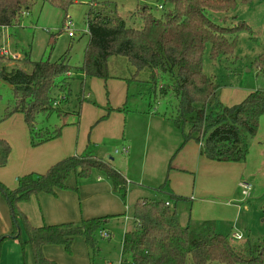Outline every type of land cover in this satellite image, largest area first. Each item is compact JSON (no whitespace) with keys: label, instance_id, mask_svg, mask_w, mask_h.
<instances>
[{"label":"trees","instance_id":"trees-1","mask_svg":"<svg viewBox=\"0 0 264 264\" xmlns=\"http://www.w3.org/2000/svg\"><path fill=\"white\" fill-rule=\"evenodd\" d=\"M46 1L67 7L75 0ZM238 1L249 3L251 0H165L173 9L156 15L149 6L142 7L134 14L135 20L141 22L138 27L130 25L113 8L90 11L89 42L79 69L86 77L109 78L110 57H127L136 73L149 71L153 95L159 92L165 96L172 91L178 97L177 112L171 120L182 130L181 146L195 141L201 145V154L212 161L244 162L249 154L246 135L257 133L264 116V90L250 92L239 103L224 105L219 100L220 85L203 70L208 48L213 60L232 55L239 31L248 27L242 21L234 26L219 24L208 12L233 11ZM31 3L32 0H0V26L17 24ZM161 6L164 10L165 6ZM11 60L0 55L2 65ZM263 60L260 58L258 63ZM72 68L68 62L50 60L32 62L28 71L18 65L10 70L1 66L0 78L10 84L15 94V104L6 116L23 115L32 146L62 135V127H40L37 119L58 112L52 92L66 89L68 77L62 80L59 77ZM165 76L170 83H161ZM11 151L10 143L0 139V167L8 164ZM94 171L105 176L124 201L127 199L129 182L125 176L111 162L86 154L65 157L44 173L25 174L18 178L14 189L0 181V192L7 200L15 225L12 233L0 236V248L4 240L18 239L22 246L33 248L36 264H56L44 256L43 247L61 244L71 252L76 236H83L95 250V234L104 229L111 216L84 219L79 224L35 226L19 207L42 192L56 194L58 189L68 188L71 175L79 182L92 176ZM133 221L122 241L119 264H264V237L236 245L230 234L218 232L213 220L182 225L177 211L164 201L137 199L133 205ZM22 229L28 236L26 241L22 240Z\"/></svg>","mask_w":264,"mask_h":264},{"label":"rangeland","instance_id":"rangeland-1","mask_svg":"<svg viewBox=\"0 0 264 264\" xmlns=\"http://www.w3.org/2000/svg\"><path fill=\"white\" fill-rule=\"evenodd\" d=\"M91 3L94 6H91ZM160 5L165 6L164 10L159 8ZM144 6H149L156 15L173 9V5L165 0H75L67 7L54 6L46 0H32L30 8L21 13L17 24L0 26V49L9 53L5 57L19 55L18 59H12L3 65L0 63V68L4 66L10 70L17 64L28 71L32 68V62L39 60L65 61L73 67L71 70L74 73L68 77L66 89H56L52 92L53 97H65L57 106L58 112L49 117L40 116L37 119L38 125L51 129L62 127L63 133L66 131L76 144L79 143V150L84 144L81 153L111 162L128 180L130 188H145L144 192H135V189L125 201L123 200L126 206V220L125 217L119 220L110 219L105 224L102 231L110 232V239L103 237L102 231L97 232L94 250L87 247L84 238L80 236L79 239L84 241V246L87 247L86 255L90 259L87 260L88 264L120 263L122 241L125 231L133 226V204L138 197L169 202L179 216L183 213V216L179 217L183 225L188 224L192 206L209 198L224 202L236 201L241 207L250 205L252 211L260 210L261 205L258 203L264 199V153L260 150L264 147V116L260 119L257 133L254 136L246 135L249 154L245 162H211L209 177L203 178V165L199 175L192 170L187 171L190 179L187 195L191 198L194 194V199H190L189 203L176 201L169 189V184L172 186V183L168 180L169 173L164 171L166 166L150 164L148 159L151 152H157L161 148L166 150L177 137L183 141L182 130L171 120L177 112L178 97L172 91L165 96L159 92L153 95L149 71L146 69L136 73L135 67L122 55L110 57L109 78L86 77L79 69L89 42L87 17L90 11L113 8L127 19L130 25L138 27L141 22L135 20L134 14ZM66 14L73 18L74 37H70L64 28ZM208 16L219 24L234 26L242 21L248 26L239 31L238 43L232 55L213 60L209 48L205 53L203 70L214 76L220 85L219 100L224 105H232L243 101L250 92L264 90V60L258 63L260 58L264 59V0H251L249 3L238 1L235 10L227 13L209 11ZM59 78L62 80L65 77ZM161 83H170V79L165 76L161 78ZM14 104L15 94L12 87L0 78V139L7 140L5 137L9 133L6 132L8 129L15 130L14 132L26 129L30 137L22 114L15 113V118L12 119V115L6 116L8 109ZM161 125L172 128L169 132L162 131ZM131 138L134 139L137 149L133 152L132 162L126 154H118V149L124 147V144L131 145ZM7 141L11 147L13 145L15 154L17 150L13 141ZM230 165H236L237 168L233 169ZM247 165L248 170L245 171ZM98 176L103 175L94 171L92 176L85 180ZM103 178L106 179L105 176ZM242 183L251 185L250 197L243 199L248 202L231 199V195L237 190L242 192ZM19 207L23 211L26 210L23 203H20ZM27 208L30 210L31 207ZM244 213L242 212V217ZM34 220L35 215L32 222L36 226L38 223ZM228 223L230 224L231 220ZM233 224L234 222L229 227ZM234 228L242 234L247 230L245 241L250 237V230L259 232L256 240L264 237V228L256 224L253 218L247 223L243 217ZM251 236L255 235L251 233ZM244 240L234 239L233 242L239 245L245 242ZM83 243L80 244L81 248ZM65 251L66 255L71 254ZM79 255L80 253L77 254Z\"/></svg>","mask_w":264,"mask_h":264},{"label":"crops","instance_id":"crops-1","mask_svg":"<svg viewBox=\"0 0 264 264\" xmlns=\"http://www.w3.org/2000/svg\"><path fill=\"white\" fill-rule=\"evenodd\" d=\"M115 107L117 108L118 106ZM13 116L14 115H12L10 119L15 118V116ZM16 116L18 115L16 114ZM119 127L120 126H118V128ZM160 128L162 131L169 132L172 127H162L161 125ZM25 130L22 129L21 132H14L15 130L13 131L11 129L6 130V132L9 133H7V137L5 138L10 142L13 141L17 152L14 154L13 148L8 164L5 167H0V181L11 189L18 186V178L22 175L28 173H44L51 167V165L65 157L76 154L83 155L81 152L84 144H82L79 150V143L76 144L67 135L66 131H64V133L62 132V135L57 139L39 146H32L30 137ZM116 135H118V133ZM182 143L183 141L180 139L178 140L177 137L174 142L167 146L166 150L161 148L157 152H151L148 162L153 165L155 164L156 166L157 164H160L161 166L165 165L166 167L164 171L169 173L168 180L172 183V186L169 184V189L172 191V197L176 201L180 200L189 203L190 199L193 200L195 195L193 194L191 198L187 195L189 189L187 184L190 185V179L189 174L186 172L192 170L199 175L201 166L203 165L202 178L209 177L208 169L210 163L219 161H212L203 156L201 154V145L195 141H190L181 146ZM127 145L128 144H124L125 147H128V153L119 151L118 154H126V156H129L128 159L132 162L133 152L137 150L134 139L131 138V145ZM260 150L264 153V147H261ZM230 166L233 169L237 168L236 165ZM246 170H248V165L245 168V171ZM14 178L16 180L15 182ZM165 184H167V182ZM240 188L242 189V192L239 193L237 190L233 196L231 195V199L248 202L243 199H248L251 191L246 195L243 193L242 186ZM135 189H137L135 192H144L145 190L143 187L130 188L129 185L127 198ZM195 190L196 188L193 191L195 192ZM204 191L209 192L206 189H204ZM175 197L181 198L177 200ZM139 198L142 197H138V199ZM210 199L212 198L195 203L192 206V213L189 215L190 218H188V223L200 220H213L216 222L218 232L230 234L232 241L234 240L232 235L235 233L241 234L243 240L244 237H246L247 230L242 234L234 228V225L240 223V220H242L243 217L247 223L253 218L256 224L262 226V229L264 228V215L262 213L264 199L258 203L259 206L261 205L260 210L254 209L253 211L251 210L250 205H244L241 207L236 201L224 202V200H217L216 198L215 200ZM23 204H25L26 210L22 211L28 216L32 224L33 216L35 215L34 221L38 223L36 226H40L43 223L50 225L79 223L84 219L106 216H111L112 218L110 219L113 220H119L120 218L125 217L126 220V206L123 204V199L113 190L111 182L108 179L103 178V176H98L97 178L89 180L84 179L78 182L75 175H71L68 179V188L58 189L56 194L42 192L38 194L36 198H33L28 202H23ZM169 205L171 206L170 203ZM27 206L31 207V211L28 210ZM242 212H245L243 217ZM181 215L183 216V213L180 214V216ZM180 216L178 214V218ZM230 220V224L234 222L231 228L228 223ZM14 229L15 225L12 220L9 205L4 195L0 192V236L8 235L12 233ZM128 230L130 229H127L125 233ZM251 233L255 236H251ZM257 233L253 232V230L251 232L250 230V237L248 239L256 240L255 237ZM111 235L112 234H110L109 239L111 238ZM21 237L24 241L28 238L24 229L21 230ZM79 238L80 236L74 237L71 246L72 251L69 256L66 255L65 246L61 244L45 245L43 247V254L47 259L56 264H88L87 260L89 258L86 253L87 247L89 246L84 237L87 247L84 246V241H81ZM81 243H83V248H81ZM77 246L79 247L77 248ZM79 253L80 255L77 256ZM0 264H36L33 248L30 245L22 246L18 239H6L2 242L0 248Z\"/></svg>","mask_w":264,"mask_h":264},{"label":"built area","instance_id":"built-area-1","mask_svg":"<svg viewBox=\"0 0 264 264\" xmlns=\"http://www.w3.org/2000/svg\"><path fill=\"white\" fill-rule=\"evenodd\" d=\"M92 1H94V0H92ZM95 1H96V0H95ZM159 7L162 8L161 5H160ZM73 26H74L73 18H72L70 15L66 14V15H65V18H64V28H65V30L68 32V35H69L70 37L74 36V33H73ZM8 54H9V53H8L7 50H5V49H0V55L5 56V55H8ZM9 57L12 58V59H18V58H19V55H14V54H12V55H10ZM73 73H74L73 70H68V71L64 74V77H70V76L73 75ZM62 98L64 99L65 97H61V96L56 97L55 100L53 101V105H54L55 107H57V106L62 102V100H63ZM120 150H121V152H123V153H128V147H125V146H124V147H122ZM120 150H118V152H119ZM241 186H242V188H243V193L246 194V195H248L249 192H250L251 185L248 184V183H242ZM167 204L169 205L168 202H167ZM101 235H102L103 237H105V238H109V237H110V233H108V231H102V232H101ZM232 238H234V239H236V240H240V239H242V235L239 234V233H235V234L232 235Z\"/></svg>","mask_w":264,"mask_h":264}]
</instances>
